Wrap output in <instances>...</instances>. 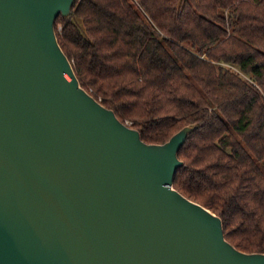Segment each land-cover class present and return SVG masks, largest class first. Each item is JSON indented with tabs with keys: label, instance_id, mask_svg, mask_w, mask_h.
<instances>
[{
	"label": "water",
	"instance_id": "1",
	"mask_svg": "<svg viewBox=\"0 0 264 264\" xmlns=\"http://www.w3.org/2000/svg\"><path fill=\"white\" fill-rule=\"evenodd\" d=\"M74 1L0 0V264H264L174 187L198 123L147 143L81 86Z\"/></svg>",
	"mask_w": 264,
	"mask_h": 264
},
{
	"label": "trees",
	"instance_id": "2",
	"mask_svg": "<svg viewBox=\"0 0 264 264\" xmlns=\"http://www.w3.org/2000/svg\"><path fill=\"white\" fill-rule=\"evenodd\" d=\"M55 27L81 86L145 142L199 124L174 187L264 253V0H75Z\"/></svg>",
	"mask_w": 264,
	"mask_h": 264
},
{
	"label": "built area",
	"instance_id": "3",
	"mask_svg": "<svg viewBox=\"0 0 264 264\" xmlns=\"http://www.w3.org/2000/svg\"><path fill=\"white\" fill-rule=\"evenodd\" d=\"M127 124H129L128 122H126Z\"/></svg>",
	"mask_w": 264,
	"mask_h": 264
}]
</instances>
